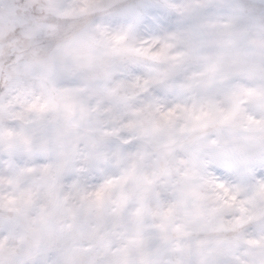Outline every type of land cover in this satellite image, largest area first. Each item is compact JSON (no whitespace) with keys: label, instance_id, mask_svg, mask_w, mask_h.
Returning <instances> with one entry per match:
<instances>
[{"label":"clouds","instance_id":"clouds-1","mask_svg":"<svg viewBox=\"0 0 264 264\" xmlns=\"http://www.w3.org/2000/svg\"><path fill=\"white\" fill-rule=\"evenodd\" d=\"M0 264H264V0H0Z\"/></svg>","mask_w":264,"mask_h":264}]
</instances>
